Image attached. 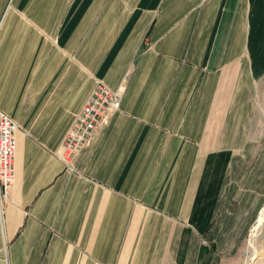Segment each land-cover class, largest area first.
Wrapping results in <instances>:
<instances>
[{
  "label": "crops",
  "instance_id": "0c3cea01",
  "mask_svg": "<svg viewBox=\"0 0 264 264\" xmlns=\"http://www.w3.org/2000/svg\"><path fill=\"white\" fill-rule=\"evenodd\" d=\"M99 82L121 110L67 166ZM0 111L19 126L0 264H241L264 208V0H0Z\"/></svg>",
  "mask_w": 264,
  "mask_h": 264
},
{
  "label": "built area",
  "instance_id": "2783aa9c",
  "mask_svg": "<svg viewBox=\"0 0 264 264\" xmlns=\"http://www.w3.org/2000/svg\"><path fill=\"white\" fill-rule=\"evenodd\" d=\"M124 90H111L98 83L93 94L81 111L75 116L68 131L59 156L71 166L77 155L88 147L95 134L107 126L121 110ZM17 123L6 113L0 111V199L8 201L13 193L16 180V134Z\"/></svg>",
  "mask_w": 264,
  "mask_h": 264
},
{
  "label": "bare ground",
  "instance_id": "6f19581e",
  "mask_svg": "<svg viewBox=\"0 0 264 264\" xmlns=\"http://www.w3.org/2000/svg\"><path fill=\"white\" fill-rule=\"evenodd\" d=\"M264 226V209L262 213L260 214V217L258 218V221L256 223V226L254 228L253 234L249 241V247H248V261L247 264H254L257 256H254L256 246H257V240L262 232Z\"/></svg>",
  "mask_w": 264,
  "mask_h": 264
},
{
  "label": "rangeland",
  "instance_id": "374dc122",
  "mask_svg": "<svg viewBox=\"0 0 264 264\" xmlns=\"http://www.w3.org/2000/svg\"><path fill=\"white\" fill-rule=\"evenodd\" d=\"M264 209V208H263ZM263 211V210H262ZM262 213V212H261ZM260 217V216H259ZM257 221H258V218H257ZM257 221H256V223H257ZM256 223L254 224V226L252 227V230H251V233H250V235H249V240L248 241H250V238H251V236H252V234H253V231H254V228H255V226H256ZM262 235H263V233H262ZM260 237V236H259ZM259 240V241H258ZM258 240H257V246H256V250H255V253H254V256L256 255V256H258V259L256 260L257 261V263L256 264H260V262H261V259H263V257H264V235L259 239L258 238ZM246 244H247V242L245 243V247H244V249H243V253H242V255H241V257H240V260H241V264H245L247 261H248V256H249V254L248 253H246V251H245V249H246ZM248 246H249V243H248ZM248 250V249H247ZM258 251H259V255H258Z\"/></svg>",
  "mask_w": 264,
  "mask_h": 264
}]
</instances>
